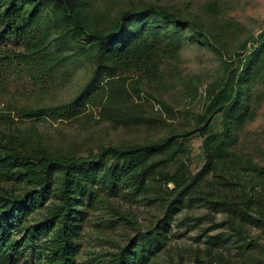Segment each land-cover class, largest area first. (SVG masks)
I'll return each instance as SVG.
<instances>
[{"label":"rangeland","instance_id":"374dc122","mask_svg":"<svg viewBox=\"0 0 264 264\" xmlns=\"http://www.w3.org/2000/svg\"><path fill=\"white\" fill-rule=\"evenodd\" d=\"M68 2L94 32L145 10L148 25L120 56L106 44L99 49L98 39L87 38L53 0L23 4L26 32L10 34L0 19V149L91 157L106 146L174 136L189 149L161 161L158 171L169 177L184 166L198 178L147 264H264V0ZM164 13L184 26L166 22ZM253 54L257 65L247 107L217 163L206 167L203 136L185 133L207 121L211 95ZM211 125L221 130L219 114ZM168 153L158 151L153 159ZM61 173L55 170L50 195L28 216L30 223L59 204ZM172 186L157 173L140 185H97L93 200L81 206L73 264H114L121 248H130L139 232L163 217L159 199ZM7 188L16 186L0 181V191ZM47 239L39 235L14 264H48L41 254Z\"/></svg>","mask_w":264,"mask_h":264},{"label":"trees","instance_id":"16d2710c","mask_svg":"<svg viewBox=\"0 0 264 264\" xmlns=\"http://www.w3.org/2000/svg\"><path fill=\"white\" fill-rule=\"evenodd\" d=\"M38 1L0 0V9L4 6L0 13V19L5 23L3 29L15 35L26 32V25L22 22V6L26 2L37 4ZM53 1L66 9L74 26L86 34L87 38L98 39L99 49L101 44H106L107 50H114L120 56L125 50L133 49L132 42L148 25L145 19L150 12L145 10L121 16L107 32H94L73 13L68 0ZM163 17L166 22H175L176 27L184 26V20L178 16L164 13ZM204 39L208 40L206 37ZM100 58L98 53V65ZM256 65V55H249L241 70L226 77L211 95L206 107L207 121L201 127L185 133L198 132L203 136L206 167L217 163L215 160L221 156L225 141L233 134L241 112L247 107V95ZM216 114L221 118L220 131H215L211 125V118ZM166 149L169 150L167 156L153 159L156 152ZM188 149L174 136L146 145L106 146L98 155L91 157L70 155L55 158L23 153L16 148L6 151L0 149V181L12 182L18 189V192H15L16 188L0 191V264H14L20 251L31 246L41 234L48 236L41 252L48 264H73L74 240L84 217L81 206L93 200L96 186L104 185L115 190L125 180L140 185L148 176L157 173L173 184L159 199L163 217L151 230L139 232L133 245L121 248L113 260L114 264H147L150 257L163 246L173 216L183 206L188 190L198 178L187 174L184 166H180L169 177L160 173L157 167L161 161L171 160L177 153H185ZM57 169L62 171L59 204L50 209L42 221L30 223L28 216L48 199ZM18 185L21 187L18 188ZM20 188L22 191H19ZM245 211L250 215L247 207Z\"/></svg>","mask_w":264,"mask_h":264}]
</instances>
